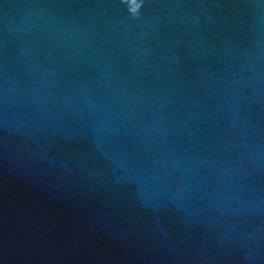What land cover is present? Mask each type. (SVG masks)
Here are the masks:
<instances>
[{
  "label": "water",
  "instance_id": "95a60500",
  "mask_svg": "<svg viewBox=\"0 0 264 264\" xmlns=\"http://www.w3.org/2000/svg\"><path fill=\"white\" fill-rule=\"evenodd\" d=\"M0 0V264H264V0Z\"/></svg>",
  "mask_w": 264,
  "mask_h": 264
},
{
  "label": "clouds",
  "instance_id": "9594fccd",
  "mask_svg": "<svg viewBox=\"0 0 264 264\" xmlns=\"http://www.w3.org/2000/svg\"><path fill=\"white\" fill-rule=\"evenodd\" d=\"M124 2H125L126 5H127V0H124ZM142 2H143V0H141V2L136 6L135 10H130V9L128 8L129 12H130L133 16H136V15L139 14V10H140V8L142 7ZM127 7H128V5H127Z\"/></svg>",
  "mask_w": 264,
  "mask_h": 264
}]
</instances>
